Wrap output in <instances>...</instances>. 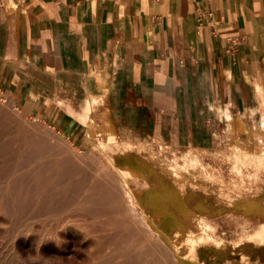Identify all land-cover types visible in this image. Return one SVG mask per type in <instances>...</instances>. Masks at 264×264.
Returning a JSON list of instances; mask_svg holds the SVG:
<instances>
[{"label": "crops", "instance_id": "crops-1", "mask_svg": "<svg viewBox=\"0 0 264 264\" xmlns=\"http://www.w3.org/2000/svg\"><path fill=\"white\" fill-rule=\"evenodd\" d=\"M0 91L162 202L256 219L264 264V0H0Z\"/></svg>", "mask_w": 264, "mask_h": 264}, {"label": "rangeland", "instance_id": "rangeland-1", "mask_svg": "<svg viewBox=\"0 0 264 264\" xmlns=\"http://www.w3.org/2000/svg\"><path fill=\"white\" fill-rule=\"evenodd\" d=\"M127 157L0 91V264H256V219L162 202L174 196L128 181Z\"/></svg>", "mask_w": 264, "mask_h": 264}, {"label": "bare ground", "instance_id": "bare-ground-1", "mask_svg": "<svg viewBox=\"0 0 264 264\" xmlns=\"http://www.w3.org/2000/svg\"><path fill=\"white\" fill-rule=\"evenodd\" d=\"M4 114H5V113H4ZM134 172H135V171H134ZM134 172L131 171L130 174H131V175H134ZM140 172H141V171H140ZM135 173H136V172H135ZM138 174H139V173H138ZM143 174H144V173H143ZM7 189H8V188H7ZM6 193H7V192H6ZM167 194H168V193H167ZM169 197H170V196H169ZM1 198H2V197H1ZM178 198H179V197H178ZM147 199H148V198H147ZM175 200H176V199H175ZM177 201H179V200H177ZM177 201H175V202H177ZM183 203H184V202H183ZM183 205H184V204H183ZM184 208H186V207H184ZM187 209H188V208H187ZM151 211H152V210H151ZM186 211L190 212L189 210H186ZM152 214H153V213H152ZM4 219H6V218L4 217ZM0 222H1V221H0ZM3 223H4V222H3ZM60 223H61V222H60ZM201 224H202V223H201ZM46 225H47V224H46ZM198 225H199V224H198ZM198 225H197V226H198ZM202 225H203V224H202ZM32 226H33V225H32ZM179 227H181V225H180ZM191 227H192V226H191ZM191 227H190V228H191ZM205 227H206V226H205ZM182 228H186V227H182ZM194 228H195V227H194ZM57 231H59V230H57ZM184 231H185V230H183V233L186 232V231H185V232H184ZM23 232H24V231H23ZM60 233H61V232H60ZM193 233H194V232H193ZM0 234H1V233H0ZM63 235H64V234H63ZM70 238H71V237H70ZM81 238H82V237H81ZM71 241H72V240H71ZM91 241H92V240H91ZM163 241H164V240H163ZM240 242H241V241H240ZM11 244H12V243H11ZM167 245H168V244H167ZM18 246H19V245H18ZM71 248H72V247H71ZM47 251H48V250H47ZM51 253H52V252H51ZM56 255H57V254H56ZM64 255H65V254H64ZM70 255H71V254H70ZM49 256H50V255H49ZM14 258H15V256H14ZM68 258H69V257H68ZM66 259H67V258H66ZM3 261H4V260H3ZM58 263H59V262H58Z\"/></svg>", "mask_w": 264, "mask_h": 264}]
</instances>
